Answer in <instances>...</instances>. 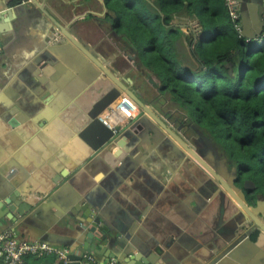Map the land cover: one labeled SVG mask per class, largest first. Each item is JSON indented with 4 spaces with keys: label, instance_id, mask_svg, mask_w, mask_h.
<instances>
[{
    "label": "crops",
    "instance_id": "obj_1",
    "mask_svg": "<svg viewBox=\"0 0 264 264\" xmlns=\"http://www.w3.org/2000/svg\"><path fill=\"white\" fill-rule=\"evenodd\" d=\"M238 3L240 35L263 38L264 33H254L263 24L264 0ZM36 4L32 0H0V199L15 193L17 199L35 206L16 222L4 217L0 233L13 230L18 238L76 251L73 243L66 244L69 236L56 226V220L64 219L55 213L65 212L67 205L83 194L104 211L109 225L120 228L124 222H131L134 233L141 237L168 232L166 227L170 230L169 224L179 221L190 220L210 235L221 229L226 232L224 226L231 215L243 220L225 194L203 187L206 175L190 156L178 159L167 151L171 148L168 136L147 119L141 121L142 129L128 135L131 147L122 155H115L118 146L113 143L90 155L91 149L77 132L90 101L100 95L101 88L111 85L102 73L92 84L88 82L91 74L87 67L92 64L60 40L49 17L70 30L77 29L74 35L82 37L89 51L94 50L96 58L110 70L122 59L125 68L117 72L118 78L129 89L144 88V97L154 109L179 128L200 154L212 158L227 179L235 166L221 147L210 145L193 121H184L177 114L185 115V111L161 89L156 74L140 62L137 49L120 31L106 0H36ZM6 11L11 16L4 15ZM179 18L180 22L175 23L185 32L194 31V42L201 30L198 18L192 17V23L183 16ZM45 58L53 62L45 64ZM11 106L12 112L8 113ZM135 137L140 139L138 145ZM236 172L242 188L244 178L238 169ZM250 188L242 190L254 204ZM256 208L264 221V201L259 199ZM256 244L257 248L245 244L232 264H264V239ZM51 262V257L28 256L24 264ZM180 264L190 261L181 260Z\"/></svg>",
    "mask_w": 264,
    "mask_h": 264
},
{
    "label": "trees",
    "instance_id": "obj_2",
    "mask_svg": "<svg viewBox=\"0 0 264 264\" xmlns=\"http://www.w3.org/2000/svg\"><path fill=\"white\" fill-rule=\"evenodd\" d=\"M106 2L120 31L134 19L125 34L161 89L195 124L203 121L206 132L214 124L222 127L217 138L231 141L228 151L238 173L263 194L264 37L240 35L225 0ZM181 16L198 18L201 30L194 42V31L175 23Z\"/></svg>",
    "mask_w": 264,
    "mask_h": 264
},
{
    "label": "water",
    "instance_id": "obj_3",
    "mask_svg": "<svg viewBox=\"0 0 264 264\" xmlns=\"http://www.w3.org/2000/svg\"><path fill=\"white\" fill-rule=\"evenodd\" d=\"M32 2L37 5L36 0H32ZM3 14L11 16L9 11ZM49 19L57 31V35H60V40L66 46L73 48L77 54H80L78 56H83L97 68L94 69L92 65L87 67V72L91 74L88 82L92 84L93 80L96 81L97 75L102 73L111 85L101 88L103 91L100 95L90 101L86 109L83 126L77 132L78 136L91 149L90 155L92 152L112 145V143L118 146L115 155H122L126 148L128 150L131 147L129 146L131 142H128V135L133 134L132 131L142 129L141 121L147 119L155 129L161 130L168 136L171 148L167 151L178 159L184 155L190 156L206 175L203 187L206 190L209 188L218 189L220 193L225 194L224 197L234 203L243 218L240 220L238 215H231V221H228V224L224 226L227 229L226 232L221 229L218 231L219 233H210V235L204 230L197 229L198 225L188 220L179 221L176 224L170 223V230L166 227L168 232L141 237L134 233L135 225L131 222L129 224H127L128 221L124 222L120 228L109 225L105 220L104 211L99 206L93 205L94 203H90V200L83 194L79 199L77 198L68 204L65 212L58 210L55 213L57 217L64 219V222L56 220V226L69 236L65 239L66 244L73 243L76 248V253L69 255L70 264H79L78 260L81 258L79 253H92L99 258V261L116 258L120 264H180L181 260L190 261V264H232L237 252L243 249L245 244L250 243L253 248H257L256 243L259 244L264 239V221L257 214L256 208L259 200L255 201L254 204L249 203L245 192L242 190L253 188L254 184L249 180H244L241 188L235 166L231 173L233 177L227 179L219 166L213 163L212 158L200 154L196 146L179 132V128L172 126L154 109L153 105L144 97V88L129 89L125 81L119 79L117 74V72L119 74L123 72V68H125L123 66L125 62L122 59L114 62L117 63V66L110 70L103 61L96 58L94 50L89 51V46H86L82 37L78 34V37L74 35L77 29L70 30L56 19L50 17ZM262 23L259 24V28H256L254 34L261 35L264 33V14ZM128 57L129 59L133 58L130 55ZM43 60H45V64L53 62L52 59L48 58ZM35 77H37L36 74ZM121 94L128 95L137 104L139 114L134 118L136 120L132 124L129 120L125 124L115 126L116 131H113L101 122L98 116L105 112ZM12 108V106L7 108V112L11 113ZM126 124L129 125L126 126ZM137 137H135V141L138 145L140 139ZM215 159L217 163H220L217 157ZM14 194L0 199V221L4 220L5 217L16 222L35 207L27 200L17 199ZM204 198H206L205 195ZM200 202H204V199ZM37 211L38 209L33 212ZM252 236H255V240L252 239ZM202 237L205 239L201 240ZM187 239L191 241L187 242Z\"/></svg>",
    "mask_w": 264,
    "mask_h": 264
},
{
    "label": "built area",
    "instance_id": "obj_4",
    "mask_svg": "<svg viewBox=\"0 0 264 264\" xmlns=\"http://www.w3.org/2000/svg\"><path fill=\"white\" fill-rule=\"evenodd\" d=\"M30 2V0H20V2ZM225 5L229 16L235 22L236 31L240 32L239 23V3L238 0H225ZM139 114L137 104L126 94H122L111 106L98 117L107 127L115 130V126L125 124V121L132 120ZM125 122V123H124ZM76 253L69 247H56L40 241H28L18 238L13 230L0 233V264H24L25 258L32 256L35 258L51 257V264H70L69 255ZM81 255L79 264H120L116 258H108L98 261L91 253H79Z\"/></svg>",
    "mask_w": 264,
    "mask_h": 264
},
{
    "label": "rangeland",
    "instance_id": "obj_5",
    "mask_svg": "<svg viewBox=\"0 0 264 264\" xmlns=\"http://www.w3.org/2000/svg\"><path fill=\"white\" fill-rule=\"evenodd\" d=\"M185 17V16H184ZM185 19H187V22L188 23H192V20H193V18L192 17H188V16H186L185 17ZM195 21V20H194ZM130 25H131V27L129 28V25L126 23V26L128 27H126L125 25H123L122 26V30L123 31H121L123 34H125V32H129V31H131L133 28H134V26H135V24H134V19H131V23H130ZM132 28V29H131ZM196 28H194V30H195ZM182 110V109H181ZM184 113V112H183ZM182 112H180V113H177V114H179L180 116H182L183 118H184V121H190L189 120V118H188V116H187V114L185 113V115L183 114ZM192 121V120H191ZM192 124V123H191ZM194 124V127L196 128V130L199 132V131H202L203 133H205V135L207 134L210 138H209V142H210V145L212 146V147H215V148H219V147H221L222 148V150L224 151V154H228L229 156H231L230 155V152L231 151H228L231 147H230V145H232V143H231V141H229L228 139H222L221 141L217 138V131L218 130H220L222 127L221 126H218V128H217V126H216V124H214V125H211V127H210V129L208 128V130H207V132H206V130H205V128H206V125H203V121H202V123H201V127L198 125V124H195V123H193ZM204 127V128H203ZM194 128V129H195ZM209 131L211 132V134L209 133ZM210 135H209V134ZM190 134V133H189ZM195 134H196V131H195ZM206 135V136H207ZM196 138L197 139H199V136H198V134L196 135ZM205 139H206V137H205ZM215 139H217L218 140V142L219 143H217L216 141H215ZM223 142V143H222ZM218 150V149H217ZM234 156V155H233ZM231 160V159H230ZM234 164V163H233ZM250 189H253V193H254V199H255V201H257V200H259V199H261V200H263L264 201V187H263V194L262 193H260V192H258V191H256V188H255V184H254V187L253 188H250Z\"/></svg>",
    "mask_w": 264,
    "mask_h": 264
}]
</instances>
